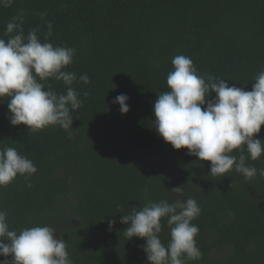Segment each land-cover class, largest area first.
I'll use <instances>...</instances> for the list:
<instances>
[{
    "label": "trees",
    "instance_id": "1",
    "mask_svg": "<svg viewBox=\"0 0 264 264\" xmlns=\"http://www.w3.org/2000/svg\"><path fill=\"white\" fill-rule=\"evenodd\" d=\"M21 10L25 36L35 29L42 42L75 49L63 70L76 74L71 86L82 106L71 113L72 128L31 131L10 124L9 97L0 98V150L13 147L37 168L0 187L10 229L61 226L56 235L72 264H148L146 241L127 240L121 216L147 201L171 203L172 189L183 187L201 209L192 222L201 256L187 264H264V177L234 169L212 176L210 161L175 150L153 127L176 55L190 57L200 76L251 91L264 70V0H13L0 7V37ZM40 82L66 94L62 81ZM120 94L129 97L126 114L113 103ZM256 138L264 140V125ZM247 164L264 168V154Z\"/></svg>",
    "mask_w": 264,
    "mask_h": 264
},
{
    "label": "clouds",
    "instance_id": "2",
    "mask_svg": "<svg viewBox=\"0 0 264 264\" xmlns=\"http://www.w3.org/2000/svg\"><path fill=\"white\" fill-rule=\"evenodd\" d=\"M12 3L0 0V7ZM51 28L49 22L48 36ZM74 55L73 48L54 46L47 39L42 42L35 29L25 36L22 10L12 17L0 37V98L9 97L11 125L23 124L31 131L57 125L72 128L71 113L80 109L82 101L71 86L76 74L63 69L73 62ZM172 65L173 71L167 76L169 91L159 94L153 105V127L158 135L175 150L187 149V154L199 161H210L212 176H224L234 169L248 180L257 174L264 177V168L247 164L264 154V140L256 138L264 125V70L255 77L251 91H246L229 86L225 79L198 75L188 56L176 55ZM49 78L62 81L66 94L50 87L46 90L40 81ZM79 79L90 83L87 74ZM213 92L215 98L208 100ZM128 99L120 94L113 100L122 114L130 110ZM236 150L239 155H232ZM36 172L34 163L15 148L0 150V187L12 183L18 174L31 176ZM172 191L178 194L173 202L147 201L120 219L128 225L123 231L127 240L139 237L146 241L142 250L148 264H187L201 256L195 240L199 228L192 223L201 211L198 202L186 196L183 187ZM7 216L0 210V256L5 257L0 264H72L67 243L57 237L54 228L35 226L17 232L10 229ZM164 220L170 236L167 245L160 238ZM115 223L108 221L109 230Z\"/></svg>",
    "mask_w": 264,
    "mask_h": 264
},
{
    "label": "rangeland",
    "instance_id": "3",
    "mask_svg": "<svg viewBox=\"0 0 264 264\" xmlns=\"http://www.w3.org/2000/svg\"><path fill=\"white\" fill-rule=\"evenodd\" d=\"M63 226V228H64V225H62ZM62 228H61V226L56 230V232H55V234H58V232L61 230Z\"/></svg>",
    "mask_w": 264,
    "mask_h": 264
}]
</instances>
